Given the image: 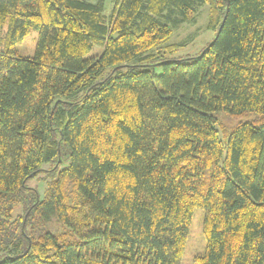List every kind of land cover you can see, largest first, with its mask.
I'll return each mask as SVG.
<instances>
[{
    "label": "trees",
    "instance_id": "16d2710c",
    "mask_svg": "<svg viewBox=\"0 0 264 264\" xmlns=\"http://www.w3.org/2000/svg\"><path fill=\"white\" fill-rule=\"evenodd\" d=\"M196 209V264H264V0H0V264H183Z\"/></svg>",
    "mask_w": 264,
    "mask_h": 264
},
{
    "label": "rangeland",
    "instance_id": "374dc122",
    "mask_svg": "<svg viewBox=\"0 0 264 264\" xmlns=\"http://www.w3.org/2000/svg\"><path fill=\"white\" fill-rule=\"evenodd\" d=\"M115 0H106V13L109 14L114 6ZM209 24V6H202L199 11L191 16V19L179 27H174L172 34L166 44H179V48L172 54H169L170 58H183L187 56L198 55L201 50L209 44L217 36L215 29H210ZM39 40V31L33 30L25 38L24 41L17 44L16 49L24 57H34ZM103 49L99 46H94L92 51L87 57L100 55ZM227 125H233L238 120H234L225 115H220ZM38 184L41 193H43V182L31 181L30 185ZM205 211L202 209H196L194 218L190 230L188 243L183 259V264H196L195 258L205 252L206 239L203 234V221ZM56 223V222H55ZM52 225L53 229L59 230V226ZM60 231V230H59ZM2 251L0 249V255Z\"/></svg>",
    "mask_w": 264,
    "mask_h": 264
},
{
    "label": "water",
    "instance_id": "95a60500",
    "mask_svg": "<svg viewBox=\"0 0 264 264\" xmlns=\"http://www.w3.org/2000/svg\"><path fill=\"white\" fill-rule=\"evenodd\" d=\"M222 26H223V24H222ZM222 26L220 27V29H219V31H218V34H219L220 30L222 29ZM0 262H1V261H0Z\"/></svg>",
    "mask_w": 264,
    "mask_h": 264
}]
</instances>
